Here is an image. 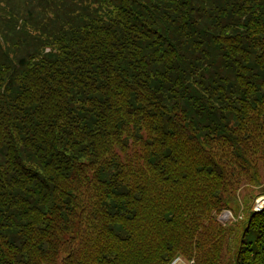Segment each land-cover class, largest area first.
<instances>
[{"label": "trees", "instance_id": "obj_1", "mask_svg": "<svg viewBox=\"0 0 264 264\" xmlns=\"http://www.w3.org/2000/svg\"><path fill=\"white\" fill-rule=\"evenodd\" d=\"M13 1L0 264H264V0Z\"/></svg>", "mask_w": 264, "mask_h": 264}, {"label": "rangeland", "instance_id": "obj_2", "mask_svg": "<svg viewBox=\"0 0 264 264\" xmlns=\"http://www.w3.org/2000/svg\"><path fill=\"white\" fill-rule=\"evenodd\" d=\"M14 5H18L17 0H14ZM21 8V6H20ZM20 11H22L20 9ZM263 187L260 186H240L235 192V199L237 201V213L233 212L230 208H221L216 214H214V219L220 225H233L236 221L240 220L243 216V208L245 205H249V209H253V202L256 198L264 196V181L262 182ZM230 244V247L233 246V237L230 235L227 243V247ZM177 256L173 257L167 264H194L193 257H186L185 255L178 253Z\"/></svg>", "mask_w": 264, "mask_h": 264}, {"label": "bare ground", "instance_id": "obj_3", "mask_svg": "<svg viewBox=\"0 0 264 264\" xmlns=\"http://www.w3.org/2000/svg\"><path fill=\"white\" fill-rule=\"evenodd\" d=\"M256 206L258 205H264V198H261L257 201V203H255Z\"/></svg>", "mask_w": 264, "mask_h": 264}, {"label": "built area", "instance_id": "obj_4", "mask_svg": "<svg viewBox=\"0 0 264 264\" xmlns=\"http://www.w3.org/2000/svg\"><path fill=\"white\" fill-rule=\"evenodd\" d=\"M259 208H260V206L254 207L255 210H257V209H259Z\"/></svg>", "mask_w": 264, "mask_h": 264}]
</instances>
